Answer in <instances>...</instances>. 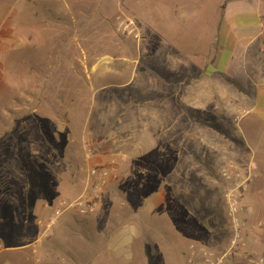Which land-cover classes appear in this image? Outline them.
Instances as JSON below:
<instances>
[{
    "label": "crops",
    "instance_id": "obj_1",
    "mask_svg": "<svg viewBox=\"0 0 264 264\" xmlns=\"http://www.w3.org/2000/svg\"><path fill=\"white\" fill-rule=\"evenodd\" d=\"M60 1L6 0L2 25L23 26V17L74 19L69 1L66 11ZM209 1L113 0L119 12L126 8L146 24L143 31L135 19L136 54L111 53L109 60L90 65L79 61L85 76L78 77L79 91L87 87V104L76 99L78 109L84 106L74 113L81 119L73 121L65 111L56 134H66L84 157L117 164L119 182L104 189L99 207L111 216L110 208H117L118 214L100 227L90 223L84 238L62 237L65 252L57 250L64 223L59 222L53 235L40 231L26 245L7 246L0 264H176L182 258L188 263L191 244L219 249L227 241L220 169L229 163L254 170L243 198L249 218L245 239L264 256V207L258 209L260 199L264 205V116L255 114L258 97L250 88L259 89L256 94L264 99V0ZM233 44L241 47L238 55ZM235 118L244 124L239 138H231L225 126ZM71 120L74 126L67 128ZM5 129L0 183L15 200L18 193H31L30 165L36 157L46 150L45 156L59 159L61 146L59 140L50 148L34 136ZM14 224L31 226L27 219Z\"/></svg>",
    "mask_w": 264,
    "mask_h": 264
},
{
    "label": "rangeland",
    "instance_id": "obj_2",
    "mask_svg": "<svg viewBox=\"0 0 264 264\" xmlns=\"http://www.w3.org/2000/svg\"><path fill=\"white\" fill-rule=\"evenodd\" d=\"M68 1L69 10L72 11L70 14L74 19L65 14L57 16L54 20L44 19L42 21L23 17L19 18L24 21L23 26L7 28L2 25L7 20L3 15L6 0H0V132L6 128L7 133L9 131V133L17 136L22 135L23 138H26L28 134L36 139H41L44 143H49L50 148L58 144L57 140H59L62 155L59 159L50 155L45 156L47 154L45 150L43 152L44 157H36L38 162H33L30 165L32 182L31 193L29 194L18 193L14 200L11 193L7 192L6 188L0 183V241L4 248L13 245H26L34 240L37 234H40V231L42 233L46 232V225L54 215L56 202L77 199L85 190L86 185L89 183L88 169L90 166L96 164L99 167L113 168V176L100 192L98 207L103 201L104 189L112 182L115 184L119 182V170L114 161H96L84 157L81 152H77V149L71 148L72 143L66 140V134H62V137L59 138L56 134L57 127L65 111L68 118L70 117L73 121L75 118L80 120V116H75L74 113L78 110L81 113V107L87 104V92L85 91L87 87H85L84 92L79 91L81 85H78V81H82V77L85 78L83 68L79 67V61H85L90 65L97 59L109 60L111 53L135 55L134 43L137 39L136 35H138L136 25L139 24L140 27L142 26L141 29L145 31L144 26L146 24L135 18L138 23L136 24L133 18L134 15L126 8H122L125 9L124 12L121 10L119 12L113 0H106L102 5L98 4L97 0H61L59 6L65 9ZM80 1L85 3L81 4ZM204 1L210 2L209 0ZM234 4L241 5L238 0H234ZM80 11H83L84 14H81ZM140 15V19L145 17L142 12H140ZM125 18L134 20L135 29L131 35H124L118 31V22ZM33 22L37 23V25H34L35 27H33ZM152 24V26L157 27L154 23ZM142 30H140L141 33ZM138 44L144 50L145 41L140 40ZM232 51L238 55L241 47L233 44ZM66 62H69L68 67L65 66ZM78 77L80 80H78ZM250 88L253 92L252 96L258 97L254 112L264 116L262 93L256 94L259 89L255 90L254 86H250ZM62 92H64V96H62ZM81 97L84 98V102L78 109L76 99ZM249 104L250 101L245 103V109ZM63 105L66 108L61 109ZM16 106H19V109H14ZM50 106L51 109L49 110ZM247 118L248 116L245 119L248 120ZM72 120L67 124V128L74 126ZM1 122L4 128L1 126ZM11 122L14 124L12 130ZM243 125L238 118L232 121L228 119L225 124L231 138H239V132ZM78 155H80L79 158H77ZM226 165L228 164L224 166ZM240 166L248 169L241 164ZM251 175L252 179L248 184V188L255 178L253 169ZM261 181L264 183V178ZM16 187L18 186H13L14 189ZM243 198L244 193L241 200L247 211L245 207L247 205ZM37 207L40 209L39 212L36 210ZM263 207V201L260 199L258 206L260 212H262ZM110 209L112 216L109 213L100 211V207L97 208L96 212L86 216L64 211L56 218L47 234L51 232L50 234L53 235V226L59 222H64L61 223L57 231V236L60 239L70 235L84 238L87 226L90 223L94 221L100 227L102 222L110 220L118 214L117 208ZM36 218L37 220L33 222ZM19 219H27V223H30L31 226L19 227L16 224L13 225V222ZM248 219L247 215V225H249ZM97 232H99L98 229ZM17 237L23 240H19ZM248 244L245 239L244 249L253 250L256 258L264 260V256ZM66 247H68V244L64 238L57 245V250L65 252ZM76 247L83 248L80 245ZM34 248L29 246L26 249ZM5 252L6 250L0 254V263L6 256ZM184 261L182 258L180 263L176 264H188ZM228 264L254 263L236 258Z\"/></svg>",
    "mask_w": 264,
    "mask_h": 264
},
{
    "label": "built area",
    "instance_id": "obj_3",
    "mask_svg": "<svg viewBox=\"0 0 264 264\" xmlns=\"http://www.w3.org/2000/svg\"><path fill=\"white\" fill-rule=\"evenodd\" d=\"M118 31L124 35L134 32V20L122 19L117 25ZM113 168L92 165L88 169L89 183L81 195L72 201L60 200L56 202L54 215L48 221L46 232L54 224L62 212L71 211L77 215L86 216L96 212L100 192L113 176ZM221 177L226 181L223 190L225 213L228 220L229 236L219 250L208 249L205 246H189V264H228L233 259H241L248 263L263 264L262 258H256L253 250H245V228L247 225V211L242 202L244 191L252 179L251 169H245L238 164L229 163L220 169ZM47 206V204H45ZM0 241V254L4 251Z\"/></svg>",
    "mask_w": 264,
    "mask_h": 264
}]
</instances>
